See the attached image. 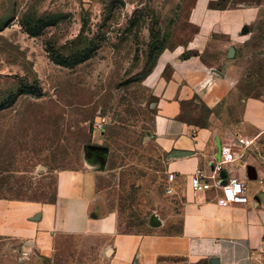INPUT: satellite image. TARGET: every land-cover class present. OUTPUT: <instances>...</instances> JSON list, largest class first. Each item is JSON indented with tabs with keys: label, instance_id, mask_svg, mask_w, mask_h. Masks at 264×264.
<instances>
[{
	"label": "rangeland",
	"instance_id": "rangeland-1",
	"mask_svg": "<svg viewBox=\"0 0 264 264\" xmlns=\"http://www.w3.org/2000/svg\"><path fill=\"white\" fill-rule=\"evenodd\" d=\"M166 54L229 76L231 107L264 99V0H0V199L51 202L58 173L93 171L95 217L116 216L114 235L178 234L147 79ZM89 144L108 147L107 159L89 158ZM112 236L58 233L47 258L0 238V264H109Z\"/></svg>",
	"mask_w": 264,
	"mask_h": 264
},
{
	"label": "crops",
	"instance_id": "crops-1",
	"mask_svg": "<svg viewBox=\"0 0 264 264\" xmlns=\"http://www.w3.org/2000/svg\"><path fill=\"white\" fill-rule=\"evenodd\" d=\"M170 66L173 74L168 79L163 73ZM147 79L156 84L160 99L153 140L167 154L168 174L176 176L170 186L179 205L180 232L114 235L116 216L95 217L102 208L98 174L77 170L58 173L51 202L0 199V238L31 243L47 258L58 233L82 234L96 228L113 235L109 264H264V99L243 100L241 111L231 107L237 86L229 76L206 73L195 60L182 62L175 54L159 57ZM202 107L211 110L206 123L185 117ZM224 149L236 159L224 172L246 182L247 204L227 202L216 189L192 188L197 174L215 176L214 166ZM250 166L257 180L248 178Z\"/></svg>",
	"mask_w": 264,
	"mask_h": 264
},
{
	"label": "built area",
	"instance_id": "built-area-1",
	"mask_svg": "<svg viewBox=\"0 0 264 264\" xmlns=\"http://www.w3.org/2000/svg\"><path fill=\"white\" fill-rule=\"evenodd\" d=\"M241 144H244V140H240ZM234 153L230 149L223 150L222 159L217 165L214 166L215 176L204 177L201 174H197L192 180V188L194 191H209L212 189L218 190L223 199L230 203L247 204V185L244 180L239 178L230 177L227 175L226 179L221 177L222 172L225 171V166L235 161ZM176 176L173 173L168 174L166 183L169 185L166 187V194L173 195L174 189L170 186L175 182ZM226 181V184L223 182Z\"/></svg>",
	"mask_w": 264,
	"mask_h": 264
},
{
	"label": "water",
	"instance_id": "water-1",
	"mask_svg": "<svg viewBox=\"0 0 264 264\" xmlns=\"http://www.w3.org/2000/svg\"><path fill=\"white\" fill-rule=\"evenodd\" d=\"M247 32V29L244 30V34ZM234 50H231L230 56L234 57ZM212 72H215V74L222 75L218 70L212 69ZM89 158H92L94 156L100 157L103 162L107 159L110 153V149L106 146H101V145H95V144H89L85 147ZM221 177L223 179H226L227 174L225 172H222ZM248 178L250 180H257V175H256V170L254 167H248ZM223 184H226V181L223 182ZM150 225L152 227H160L161 224L156 222L155 217H152L150 221ZM212 264H215V262H212Z\"/></svg>",
	"mask_w": 264,
	"mask_h": 264
},
{
	"label": "trees",
	"instance_id": "trees-1",
	"mask_svg": "<svg viewBox=\"0 0 264 264\" xmlns=\"http://www.w3.org/2000/svg\"><path fill=\"white\" fill-rule=\"evenodd\" d=\"M154 68V67H153ZM152 71V70H151Z\"/></svg>",
	"mask_w": 264,
	"mask_h": 264
}]
</instances>
